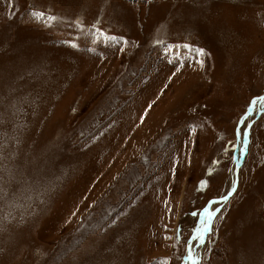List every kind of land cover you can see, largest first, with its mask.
Wrapping results in <instances>:
<instances>
[{"label": "rangeland", "instance_id": "374dc122", "mask_svg": "<svg viewBox=\"0 0 264 264\" xmlns=\"http://www.w3.org/2000/svg\"><path fill=\"white\" fill-rule=\"evenodd\" d=\"M262 96L264 0H0V264H264Z\"/></svg>", "mask_w": 264, "mask_h": 264}, {"label": "snow or ice", "instance_id": "6c2138e0", "mask_svg": "<svg viewBox=\"0 0 264 264\" xmlns=\"http://www.w3.org/2000/svg\"><path fill=\"white\" fill-rule=\"evenodd\" d=\"M35 15L38 16V17H43V13H36ZM48 19L52 20V19H55V18L54 17H49ZM109 39H112V38H109ZM196 51H197L198 55H203L204 54L202 49H198ZM201 64H202V62H201ZM257 103H259L261 108H264V96L254 98L252 100L251 104L249 105V110L251 111L252 109H254L255 106L257 105ZM247 115L248 114L246 113L245 117L242 118V122H243L244 119L247 118ZM247 134H248L247 131H245L244 132V136L246 137ZM204 185H205V182L201 181V187H203ZM234 191H235V183H233L232 191H230L228 193V196H231L232 192H234ZM228 196H224V197H222V199L226 201L228 199ZM215 203H218V201H211L210 202V204H215ZM216 211H218V209L212 210L209 207H205L203 209L201 214L206 218L205 222H204V226H203V228H198V229L195 230L196 235L193 236V239L197 240L200 243L203 242L204 235L211 230V221L214 218ZM188 259L190 261V264H198V258H194L191 251H189Z\"/></svg>", "mask_w": 264, "mask_h": 264}, {"label": "water", "instance_id": "95a60500", "mask_svg": "<svg viewBox=\"0 0 264 264\" xmlns=\"http://www.w3.org/2000/svg\"><path fill=\"white\" fill-rule=\"evenodd\" d=\"M201 181H203V180H200V182H199V188H203L204 187V186L201 187Z\"/></svg>", "mask_w": 264, "mask_h": 264}, {"label": "bare ground", "instance_id": "6f19581e", "mask_svg": "<svg viewBox=\"0 0 264 264\" xmlns=\"http://www.w3.org/2000/svg\"><path fill=\"white\" fill-rule=\"evenodd\" d=\"M236 117V116H235ZM186 221H190V219L188 217L185 218Z\"/></svg>", "mask_w": 264, "mask_h": 264}]
</instances>
